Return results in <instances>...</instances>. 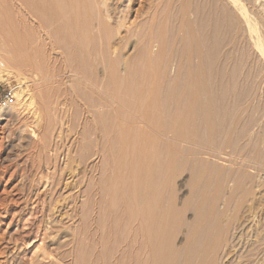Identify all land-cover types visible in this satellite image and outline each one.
I'll return each instance as SVG.
<instances>
[{
  "label": "bare ground",
  "instance_id": "6f19581e",
  "mask_svg": "<svg viewBox=\"0 0 264 264\" xmlns=\"http://www.w3.org/2000/svg\"><path fill=\"white\" fill-rule=\"evenodd\" d=\"M115 1L0 0V73L23 68L35 90H15L0 117L30 110L21 133L40 136L45 158L65 126L83 128L66 149L78 153L71 177L45 161L56 196L32 264H224L232 211L264 187L253 175L264 168V0H148L135 22L126 9L115 17ZM189 169L184 201L177 180ZM78 200L94 237L63 254L77 232L60 235L59 214Z\"/></svg>",
  "mask_w": 264,
  "mask_h": 264
},
{
  "label": "rangeland",
  "instance_id": "374dc122",
  "mask_svg": "<svg viewBox=\"0 0 264 264\" xmlns=\"http://www.w3.org/2000/svg\"><path fill=\"white\" fill-rule=\"evenodd\" d=\"M128 1L130 0H126L124 6L128 5L129 3ZM139 1L141 2L142 0ZM145 1L146 2L142 1L143 4L139 2L136 3V5L131 4L129 9L123 8V6L121 5L122 3L118 2L117 4V2L115 1L112 6V9L115 10L113 12L114 13L116 12L118 15L116 16L114 15V16L115 17L119 16L118 12L121 10L125 11L126 9L125 12L130 13L128 16L130 22L132 21L135 22L137 21L136 18L138 13H141L143 11L148 12L149 11L148 9H150L149 7V5L151 4L150 1L149 2L148 0ZM114 7H116L117 9ZM117 21H119V19L114 18L113 21L114 28L118 26ZM120 32L122 33V35L125 34L124 29H121ZM11 71L13 72L11 76L6 75L5 73L4 74L0 73V96L6 90L14 89L19 92L20 91L26 92L25 94L27 95V98L28 97L30 98V96L34 97L33 94L35 93L34 92L35 90L34 91L31 90L33 86H31L30 83L32 82V78H29L32 77V74H30L31 72H28L27 70H24L23 68L17 66H11ZM24 71L28 72V74L24 73ZM27 83L30 84L28 85ZM67 92L63 93L64 95L62 97L63 98L62 100L70 104V102H72L74 99L77 98L76 96H74L75 94L72 95V91L71 94L70 91ZM32 102L33 103L32 105L30 104L29 108H33L35 106L33 100ZM74 104H75V100H74ZM72 106L71 109H73V114H75L77 112L76 109L78 108V106H76L77 108L75 107V105L73 107ZM29 111L30 110H26L25 111L26 113L24 112L21 116L17 118L9 113L0 117V264H19L20 262L21 264H32V261L34 259L33 256L35 257V253L38 251L37 245L40 244V240L42 238L41 233L43 232L37 234L36 229L39 227V225L41 226V224L39 223H41L42 218H44L45 221L46 218H48V213H49L48 210L50 209L51 202L54 201L56 196L55 189L53 191L48 190V188H50L49 186L51 182L55 180L54 178L56 174L54 173L56 172H53V170L47 171L46 170L47 163L45 161H47L48 163H52L53 166H51V168L57 165L59 169H61L60 171L64 169V173L67 172L66 173L67 177H71L72 176L71 174L73 173V171L71 173V171H67V169L71 170L70 169L71 166L72 167L77 166V163L76 164L74 163V161L75 162L77 161L76 159L77 150L76 149L74 150V154H70V156H72L71 158L69 156V153H67V150L75 141V139L78 138L76 133L82 131L83 128H80L79 126L75 128V126L73 127L72 123L65 126V132H64L65 134L62 135L63 137L61 136L63 139L57 138V141L55 140L56 142H55L54 150H56V147L57 150L58 149L60 150L58 151L52 150L54 153L51 152L50 155L54 159L50 158V156L45 158L44 156L45 154L43 155L41 151L40 139H39L40 136L39 137L37 136L38 138H31V140L29 138L28 140L26 138H23V135L21 133L22 132L21 125L23 124V122L27 120L26 118L28 117ZM38 134L39 133H37L36 135ZM94 138L95 136L89 137L86 140V142H90ZM56 143H58L60 146ZM56 152H59V155L58 153L55 154ZM53 154L57 156L55 157V155ZM67 154L70 159H67L68 158V156H66ZM49 158L51 159L52 162H49L50 160ZM212 158L213 160L216 159L215 157ZM250 158L251 157H249V159ZM54 162L57 163L55 164ZM97 163H99V160L97 161ZM229 165L230 164L227 165V168H229V170L227 171H231L230 169L232 168V165H230L231 168L229 167ZM259 169L260 172L261 169L264 171V168L262 166ZM247 170L252 171V169H248V168ZM263 171L261 172V174L263 173ZM191 172L192 171L190 169L184 170L182 175L178 176V180H177V188L178 190L180 189L178 194L179 197L184 201L190 195L189 194L190 186L188 187L189 185L188 182L192 174ZM260 172L257 170L256 172L253 171L254 173L253 175L257 173L256 175L257 177L256 176L255 177L258 179H263L264 173L261 175L263 176L261 178V176L259 177ZM79 173L80 172L77 171L78 180H80V178L83 176V174H79ZM95 174L96 176L98 175L97 172ZM91 175L92 174L88 175V178H90ZM84 186L85 184L81 185V187L79 185V188H82V190L84 191L85 189H87V187ZM260 188H263V191H260L261 192L260 195H258V191L262 189L259 190L257 189V191L253 196L248 197L249 199L246 198L244 202L242 201L241 205H238L239 210L238 207L236 208L237 210L234 209L236 213L232 211L233 213L230 215V219L233 220V223L231 222L232 228L234 229L233 227L234 225L236 227H235V232L233 230L234 237L232 240L234 241L231 240L232 244L230 243L229 245L231 248L229 247L227 250V255H226L227 257L224 264H229V263L232 264V262L233 264L234 263L247 264L245 262H247L248 259H249L248 262H250L248 264H253V263L264 264V231H263L264 230V187L262 186ZM78 190H79L78 188L75 189L71 188V190L69 191V195L72 194L74 196L75 195L77 196L79 193ZM66 195H68V193ZM251 197L253 198L251 199ZM81 201L78 200L79 202L78 209L76 208V210L75 209L73 210L72 208L71 209L66 208L63 209L64 211L62 210L61 213L59 214V219L60 220L62 219V224H65L63 227L64 229L58 228L59 234L62 236H65L67 234V231L65 230L66 229L65 226L68 228L72 227L77 232L75 233V239H73L74 240L73 244L70 246L66 245L63 248L62 250L63 254L64 253L67 254L68 252H71V250L73 251V253H76L77 251H74L75 247H77L76 249L78 250L79 245H82L81 246L82 251L86 250L91 238L94 237L95 231L93 230L95 229L91 225L92 218L90 213L88 212L89 209L87 211V215L90 217L88 216L84 217V215L86 214H83V209H82L83 205L81 206ZM30 208H32V211L29 212ZM187 212L185 216L188 222L190 221L192 222L193 212H191L190 210L188 213ZM68 214H70L71 216ZM44 224H46V222H44ZM44 224L42 223V225ZM66 238L64 239L68 240V237ZM179 238H178V242L179 244L182 245L184 243L183 240L181 241L183 235L181 234ZM77 240L78 243L77 244L74 243L77 242ZM9 255L12 256L10 257ZM247 257L248 259L246 260ZM250 258L254 260L252 261L253 263H251ZM8 259H10L11 261L13 260V262L10 263V260ZM68 259H70V257L67 256L65 258V261H67ZM241 259L242 261L243 260L245 261L242 262Z\"/></svg>",
  "mask_w": 264,
  "mask_h": 264
},
{
  "label": "built area",
  "instance_id": "2783aa9c",
  "mask_svg": "<svg viewBox=\"0 0 264 264\" xmlns=\"http://www.w3.org/2000/svg\"><path fill=\"white\" fill-rule=\"evenodd\" d=\"M16 101V92L14 89L6 90L0 96V115L10 108Z\"/></svg>",
  "mask_w": 264,
  "mask_h": 264
}]
</instances>
